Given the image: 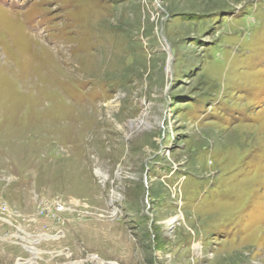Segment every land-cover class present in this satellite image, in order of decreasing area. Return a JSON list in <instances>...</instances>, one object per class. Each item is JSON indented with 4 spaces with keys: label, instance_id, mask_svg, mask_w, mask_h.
Segmentation results:
<instances>
[{
    "label": "rangeland",
    "instance_id": "rangeland-1",
    "mask_svg": "<svg viewBox=\"0 0 264 264\" xmlns=\"http://www.w3.org/2000/svg\"><path fill=\"white\" fill-rule=\"evenodd\" d=\"M0 264H264V0H0Z\"/></svg>",
    "mask_w": 264,
    "mask_h": 264
},
{
    "label": "bare ground",
    "instance_id": "bare-ground-1",
    "mask_svg": "<svg viewBox=\"0 0 264 264\" xmlns=\"http://www.w3.org/2000/svg\"><path fill=\"white\" fill-rule=\"evenodd\" d=\"M173 221H174V219H171L169 224H173Z\"/></svg>",
    "mask_w": 264,
    "mask_h": 264
}]
</instances>
